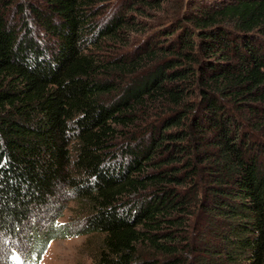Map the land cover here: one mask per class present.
Returning <instances> with one entry per match:
<instances>
[{
    "label": "trees",
    "instance_id": "trees-1",
    "mask_svg": "<svg viewBox=\"0 0 264 264\" xmlns=\"http://www.w3.org/2000/svg\"><path fill=\"white\" fill-rule=\"evenodd\" d=\"M176 2L0 0L1 238L84 206L23 264H264V0Z\"/></svg>",
    "mask_w": 264,
    "mask_h": 264
},
{
    "label": "rangeland",
    "instance_id": "rangeland-1",
    "mask_svg": "<svg viewBox=\"0 0 264 264\" xmlns=\"http://www.w3.org/2000/svg\"><path fill=\"white\" fill-rule=\"evenodd\" d=\"M169 1L171 3L168 4V8L166 7L167 9H169L170 6L175 7L177 4L176 1L178 0ZM185 1L189 2V0H184V2ZM190 1L192 2L194 0ZM166 8L164 5V9ZM164 9L151 12L153 17L148 18V20H151L152 23L156 25L159 18L167 16V12ZM62 192L63 194H59L57 199L53 201L51 208L41 213V215L30 222L29 225L31 229L28 228L27 231H24L17 242L2 240L0 235V264H23L22 260L26 259L32 244H34L33 232H43L50 226L51 222L72 226L80 221L79 219L83 217L84 206L81 205L67 189H64ZM56 205H59L60 208L54 211ZM56 212H59V215L55 218L56 214L54 213ZM52 214L54 217H51ZM99 242V238L96 235H72L67 238H56L48 245L39 264H91L92 256ZM6 250L12 253L10 258H7L8 253H5Z\"/></svg>",
    "mask_w": 264,
    "mask_h": 264
}]
</instances>
